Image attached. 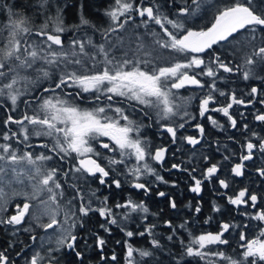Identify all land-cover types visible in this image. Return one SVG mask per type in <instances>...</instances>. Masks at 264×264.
Wrapping results in <instances>:
<instances>
[{
  "label": "snow or ice",
  "instance_id": "obj_1",
  "mask_svg": "<svg viewBox=\"0 0 264 264\" xmlns=\"http://www.w3.org/2000/svg\"><path fill=\"white\" fill-rule=\"evenodd\" d=\"M167 2L176 8L175 13L163 11V5L158 0H150L147 4L144 0L139 2L114 0V4L104 12L110 21L109 27L102 30L104 40H109V34L125 29L128 23H135V17L138 16L142 18L138 27L146 30L145 34L152 38L154 46L184 57L167 66L159 67L153 63L154 58H149L151 53L148 52H145L144 59L139 57L129 59L127 53L122 57H116L113 49L122 46L123 37H120L119 45L103 42L96 44L92 37L85 33L84 37L74 38L65 46L62 39V35L67 31L63 16L64 7L58 3L54 4L52 0H28L19 11L13 10L14 5H0L7 8L8 12L7 22L0 27V106H3L5 101L9 102L11 108L7 111L13 113L17 109L18 101L35 91L33 86L40 80L51 82L49 87L43 89L44 94L34 97L37 107L32 109L31 114L26 111L19 118L8 114L3 120L6 131L0 133V224L21 226L27 217L32 216L37 221V227L45 230L54 226L60 227L61 234L55 240L57 247L48 248L46 264H60L54 253H58L62 248L74 255L77 264H84L85 254L78 247L81 238L74 230L77 227H85L86 218H90L92 214H98L104 220V223L100 224L103 232L110 235V226L116 225L124 234V240L116 241L117 244L123 245L124 264H147L143 258L152 257L154 251L162 249L163 245L155 233L157 224L149 222L148 219L149 216L158 214L151 213L144 200L134 199L131 192L122 201L118 200L113 204L110 203L108 196L100 198L94 190L85 193L78 183H73L70 187L74 190V196L68 201V204L72 205L70 215L65 213L64 221L62 223L58 221L56 218L57 210L60 209L58 201L65 195L57 178L61 170L45 168V162L52 160L53 155H46L43 152L37 155L27 150L33 147L29 143L31 136L48 138V142H42L39 146L59 156L61 160L75 154L76 164L70 171L79 174L77 181L82 176L92 178L98 176L100 185H106L110 189L114 186L123 191L127 183L130 189L142 191L147 196L152 191V182L147 177H153L154 181L160 184H169L151 163L163 166L168 148L159 146L152 150L149 138L143 135L145 125L134 120L127 111L135 110L132 102L143 106L141 111L145 108L155 110L156 123L161 133H166L173 143L178 139L179 130L185 128L187 120L195 119L185 110L192 97H178L174 90L189 85L206 89L199 98V116L205 117L209 112L222 113L232 128L238 125V121L230 112L234 105H253L257 100L264 105V93L255 85L251 87L247 98H239L235 92L225 93L217 87V81L223 79L219 75L220 70L224 73L242 71L245 81L253 78L264 79L256 74L257 66L264 67V36H261L260 45H255L257 32L264 33V7L261 6L264 0H260L259 3L257 0H233L218 7L210 24L200 28L188 25L198 18L203 0H191L195 7L188 5L187 2L177 7L176 0ZM40 16L44 17V21L37 27L33 18ZM152 25L158 26L159 31ZM72 27L77 30L84 27L97 30L82 11L79 24ZM241 32L250 35H246L241 41L237 39ZM33 36L41 39L34 41L31 39ZM135 38L138 41L137 50L144 49L143 36L137 34ZM233 40L236 41L234 47L250 46L252 49L251 54L243 59L241 65L233 68L230 66L232 62H226L219 52H214L208 60L204 58L214 46L227 44ZM89 48L92 49L91 53L88 51ZM89 60L92 62L91 69L87 67ZM197 69L200 71L197 72ZM29 72H35L36 78L33 79ZM57 73L58 79L55 78ZM198 77L211 78V82ZM65 88L77 91L64 92ZM217 92L221 97L227 96L228 102L211 108V104L217 103ZM83 94L90 96L89 102L94 104V107L81 108L72 99L74 95L83 100ZM117 97L128 102L127 108L114 103ZM23 102L26 106L33 103L30 100ZM144 115L149 114L144 112ZM177 116L185 122L177 123L175 120ZM207 119L214 127H222L213 116L207 115ZM254 120L264 122V110L255 114ZM13 124L19 126L18 132L11 130L10 125ZM195 127L203 136L204 127L201 124H196ZM243 127L247 131L249 125L245 123ZM252 136L258 137V133L252 132ZM103 138H107V141ZM183 139L194 146L200 142L197 137L190 135ZM13 140L16 144H23L25 150L21 151L15 147ZM257 147L264 153V138L259 139L258 146L251 139L242 145L246 154H242L240 162L233 165L231 171L235 176L243 175L244 162L253 158V150ZM98 149H103L108 154L105 155ZM203 159L209 161L207 156ZM171 170L187 172L192 181L189 190L199 194L202 191L203 180L214 177L219 166L211 163L202 174L203 179L195 175V168L190 170L183 167L182 163L171 164V169L167 171ZM257 171L264 176V168ZM67 175L68 173H65V176ZM112 176L116 178L111 179L109 183L108 180ZM25 178L31 192L24 187L19 191L13 190V197L21 196L24 202L22 205L17 203L14 214L4 218L3 214L8 212L10 203L5 199L4 186L11 187L13 182L24 186ZM171 183L172 186H176L175 181ZM219 184L224 189L229 188V183L224 179L219 180ZM41 193L47 194V200H41L40 204L48 206L50 202L51 205H55V208L43 213L50 216L49 223L40 222V217L32 211L31 202ZM156 195L167 198L169 207L177 209L176 201L170 198L168 193L158 191ZM76 200L79 201L78 207L73 204ZM258 201H264V197L258 196L248 188L240 189L228 197V203L231 205H250L254 212L245 211L243 215L249 220L264 224V207H261ZM195 211L199 213L200 206H197ZM213 211H219L215 204ZM136 216H139L140 225L135 230L129 229L127 224ZM208 222L204 221L205 224ZM163 223L171 230L167 236L168 241H172L180 230L188 231L190 237L188 243L185 245L181 240L184 254L187 256L201 259L210 257L209 264H217V261L220 264H264V227L259 228L257 236L253 239H248L245 231H239V239L242 242L240 248L243 251L241 258L236 259L224 250L210 252L207 249L209 246L228 245L229 240L225 239V235L230 230L238 228V225L221 222L219 231H205L193 235L189 230L188 220L179 225L174 224L172 220H165ZM249 227L251 225H244V228ZM24 231L29 232L31 229L25 228ZM89 235L94 239V248L101 253L100 259L105 260L106 257L102 253L108 241L99 232L90 231ZM145 235L150 238L151 248L135 247L134 238ZM31 239L35 242L36 236L32 235ZM85 246H88L87 240ZM14 247L15 244H9V248ZM23 252L22 248L16 256L20 257ZM137 255L140 260L135 259ZM44 260L45 257L38 250L26 260V264H42ZM111 260H117L115 253ZM0 264H15L7 249L0 251Z\"/></svg>",
  "mask_w": 264,
  "mask_h": 264
},
{
  "label": "trees",
  "instance_id": "obj_2",
  "mask_svg": "<svg viewBox=\"0 0 264 264\" xmlns=\"http://www.w3.org/2000/svg\"><path fill=\"white\" fill-rule=\"evenodd\" d=\"M113 1L114 0H52L54 4L58 3L60 6L64 7L63 16H64V23L67 28V31L62 35V39L67 40V41L70 39L72 40L74 38L79 39V38L84 37L85 33L88 36H91L94 42L100 39L101 37H103L102 33L99 31H102L103 28L106 29L107 26H105L102 23V17L104 16L105 10L113 3ZM188 1H191V0H176V5L177 7L183 6L185 2L189 4L190 2ZM137 2H139V0H137ZM149 2L150 0L144 3L147 4ZM158 2H161V5L164 4L162 8L163 11L171 12V13L176 12V8L171 7V4L167 2V0H160V1L158 0ZM27 3H28V0H0V5H7V6L14 5L15 6L13 8L14 11L21 10V7ZM81 5H83V9H81ZM81 11L83 15L86 18H88L93 25L96 26L97 30H94L90 27H84V28L77 30L72 27L76 24H79V18H80ZM29 14H32V13L30 12ZM7 16H8L7 8L0 7V27H2L7 22ZM36 18L38 19V22L42 21L41 19L42 16L36 17ZM198 18L195 19L193 23L192 22L189 23L190 25L188 26H191V27L194 26V28H200L208 24V21L206 22L204 20H202V23L199 24ZM141 19L142 18L138 16L135 17V23H133V26H135V29L138 28V30L134 32H136L137 34H141L143 36V40L145 39L148 43H151L152 38L145 34L146 30L143 27H138ZM152 27L156 28V30L159 31L158 26L152 25ZM97 33H99V36L96 37L95 35ZM117 33L109 34V37H112L116 35ZM242 34L243 32L239 35V37L242 36ZM69 35H75L77 37H73ZM127 37H129V35ZM33 38L39 39L40 37L33 36ZM149 50H151L149 51V53L154 55V57L159 56L160 53L162 54V50H156L155 48L153 49L149 48ZM178 57L180 58L181 56H178ZM221 72L223 71L221 70ZM204 81H207V80H204ZM49 83L51 82L50 81L40 82L34 85V88L36 90L33 91L32 94L28 96V98H31L34 100V97H38L44 94L43 89L49 87L50 85ZM185 88L186 90L190 89L191 91H193V94L196 93V91H194L195 88H197L196 86L189 85L188 87L186 86ZM63 91L67 92L68 89H63ZM70 92L74 93L75 90L70 91ZM205 92H206V89L203 90V94ZM195 95H199L200 97H202V95L200 94H195ZM83 97H84L83 100H81L79 98H76L73 95L72 99H74L75 102L79 105L82 104V105L89 106V104L91 103H87L85 101L89 102L90 98L84 95ZM127 103H128L127 101H118L115 104H118L119 106L127 108ZM6 104L8 103L5 101L4 105ZM134 108H135V105H134ZM198 108L199 107H197V109ZM4 109H5V106H4ZM4 109H3V106H0V133H3L4 131H6L3 125V120L6 119L8 114H12L15 118H19L26 112L25 110V112H20L19 114L16 112L9 113L7 110H4ZM142 117H140V119L142 120V124H144L145 121ZM216 117L222 118L221 116H216ZM219 118H218V124L222 125L223 127L227 121H223V120L220 121ZM200 123L204 127L205 131H204L203 137L201 138L198 146L202 147V144H203L205 153H203L202 155L200 152H196L200 147L186 144L188 148L190 149V151L188 152V155L191 154L190 155L191 157L184 155L183 157L179 159V161L181 160L188 161V162H181L182 166L190 170L192 168H195L196 169L195 175L198 178L203 179L202 174L205 172L206 167H209L211 163H215V158L213 155L214 150L216 149L222 150V151L227 150V149L230 150L229 148H232V147L228 143L229 137L223 136L225 134L230 135L229 126H225L224 128L220 127L222 129L221 131L223 134H219V131L214 129L213 125L205 118H201ZM14 127H15L14 124L10 125V128L12 131L16 130V132H18L19 126L16 125V129ZM155 127H157V125ZM159 134L160 132L157 131L156 134L154 135L153 134L147 135L152 146L157 145L158 142H161ZM163 135L165 137L167 136L166 133H163ZM220 136H223V137H220ZM244 137L250 138L252 137V135H249V136L246 135ZM222 146H224V148H222ZM204 156L209 157V161L202 160ZM260 156L261 157L259 158L258 156L253 157L251 160H248L244 163L242 177L231 176L229 175V172H228L230 161H235L238 159V157H235L236 159L231 158L230 161H227L225 158L221 159L220 163H216L218 164L220 168L219 173L216 176L212 177L211 179L203 180L202 191L199 194L192 193L189 190L190 185L192 184V181L187 172L173 170L170 176H166L167 179H172L171 181H175L176 186H172L171 184L169 191L170 192L175 191V195L173 199L177 203V209L171 210L170 207H168L169 206L168 200L166 198L157 200V198H154V197L151 198L148 195L146 196L145 203L148 206L150 212L158 214L157 216H149L148 219H149V222L157 224L155 233L157 235V238L161 240V244L163 245V247L162 249L155 250L152 257H146V258H143V260L147 261V264H177V261H179V264H209L210 259H211L210 257L206 259H201L199 257H194V256L190 257L184 254V247L181 244V240H183L185 245L188 243L190 237H189L187 230H180V232L177 234V236L172 241H168L167 236L170 234L171 230L164 225L163 222L165 220H172L173 223L176 225H179L184 220H188L189 225H190L189 230L192 231L193 235H198L199 233L205 232V231L219 230V224L222 221L230 223V224L238 225L239 226L238 228L230 230L225 235V239L229 240L228 245H222L219 247L209 246V249L207 250L210 252L224 250L227 252L228 255H231L236 259L241 258V253L243 250L240 248V244L242 242L239 239V231H245L247 234V238L253 239L257 236L259 232V228L264 227V224H261L260 222L255 221V220H249L247 216L242 214L245 211L249 213L254 212L253 209L250 210V208L248 207L249 205H246L244 207L231 205L228 203V197L232 196V193L234 194V192L239 188H248L250 189L251 192L257 193L258 196L264 197V176L262 178V176H260V174L257 171V169L264 168V162H263L264 155H260ZM261 164L262 166H260ZM122 170L123 169H121V171ZM218 176H221L222 178L226 179V181L229 183V188L224 189L220 186ZM114 178L116 177L115 176L110 177L108 182L111 183V179H114ZM121 179H123V177H121ZM89 182H90V185H93V188L91 187L90 190L96 191L97 196L100 198H103L104 196H108L110 198V203H113V204L117 202L118 200L122 201L130 192L132 193L133 198L136 200H141V197L143 195L142 191L137 192L135 190L130 189L127 183H125L123 191L116 189L114 186L110 189L106 185H100L98 176L96 178L89 177ZM73 191H72V194L74 196ZM153 191L156 192V190H153ZM221 192L223 194H221ZM67 197H68V201L71 200L70 194H68ZM5 198H7V196H5ZM17 202L19 203L20 201L17 200ZM77 202L73 201V204L76 205V207L78 205ZM13 204H15V202L14 203L10 202V204L8 205V208H9L8 211H11V210L13 211L15 209L14 206L16 205H13ZM59 204H61V201L59 202ZM214 204L216 205V207L219 208V211H213ZM258 204H260L261 207H264V201H258ZM197 206H200L201 208V211L199 213H196L195 211ZM12 213L5 215L4 218L12 215ZM92 216L94 217L92 218ZM92 216H90V218H86L87 220H86L84 228L77 227L74 230L76 235L81 238L78 241V247L85 254L84 264H124L125 254H124L123 245L116 243V241L118 240L122 241L125 239L124 234L120 231V228L116 225L110 226L111 227L110 235L108 233L103 232V230L100 229L99 227L101 223H104V220L100 218L98 214H92ZM97 216L99 219L97 218ZM244 219H246L247 221L246 223L244 222ZM205 220H208L209 222L205 224L204 223ZM245 224H249L251 225V227L244 228ZM139 225H140V219H139V216H136L134 217L132 222H129L127 224V227L129 229L135 230L137 229ZM15 227L17 226L0 224V251L7 249L11 258L15 262L18 261V264H26V260L31 257V252L34 251L33 250L34 247L31 249V244H32L31 237L32 235H35L33 234V232L36 233V235H38L41 233L43 228L33 227L34 229L32 232L30 231L25 232L24 231L25 227H20L19 230L14 229ZM140 230H142V227L140 228ZM90 231L91 232L100 231L99 234L101 236H104L105 239L108 241L107 245L104 248V252L102 253L106 257L105 260L100 259V255H101L100 251L94 248V239L90 237L89 235ZM149 239L150 238L147 235H145L144 237H136L134 238V246L138 248L150 249L151 245L149 244ZM85 240H87V245H88L87 247L85 246ZM9 244H15V247L9 248ZM22 248L24 249V252L21 254L20 257H17L16 253L20 252ZM113 253H115L117 256V260L115 261L111 260V256L113 255ZM54 254L60 260V264H77L74 255L64 248H62L58 253H54ZM41 255L43 256L42 253ZM44 257L46 258L47 254H45ZM135 259L140 260L141 258L137 255L135 256ZM45 261H47V259H45L42 262V264H44ZM217 264H220V262L217 261Z\"/></svg>",
  "mask_w": 264,
  "mask_h": 264
},
{
  "label": "rangeland",
  "instance_id": "obj_3",
  "mask_svg": "<svg viewBox=\"0 0 264 264\" xmlns=\"http://www.w3.org/2000/svg\"><path fill=\"white\" fill-rule=\"evenodd\" d=\"M144 1L146 2L148 0H144ZM227 1L231 3L233 0L232 1L231 0H227ZM220 2H221V4H218ZM224 2H226V0L225 1L224 0H203V5L201 7V11L198 14V16H199L198 19H201L202 18V20H204L206 22L210 20L208 22V23H210L211 20L214 17L213 14H215V12L217 10V7L218 6L220 7V5L223 6L225 4ZM257 2L259 3L260 0H257ZM159 3L161 4V2H159ZM113 4H114V1H113V3L111 5H113ZM226 4H228V3H226ZM162 5H164V4H162ZM188 5L195 7V5H192L191 4V1H190V3ZM261 6L264 7V4H262ZM214 7H216V8H214ZM211 10L214 11V13L213 12L211 13ZM208 12L210 14H208ZM29 15H31V14H29ZM200 16H201V18H200ZM41 19H42V21L38 22V19L36 17L33 18V22H34V24L37 27L41 23H43L44 17L42 16ZM202 20H199L200 23H202ZM102 23L105 26H107V28L110 25V21H109V19L105 15L102 17ZM103 30H105V28H103ZM136 30H138V28L135 29V26H133V23H128L126 25L125 29L119 31L116 35H114L112 37H109V40L106 41V40H104L103 37H101L100 39H98L95 42H96V44H100V43L103 42V43H106V44L112 43V44L119 45V39H120V37H123V44H122V46H118L115 49H113V54L116 57H122L125 53H127V58H129V59H134L136 57H139L141 59H144L145 58V52H148L149 53V51H151V50H149V48L150 49L155 48L156 50H162L158 46H154L153 45V41L151 43H148L144 39L145 41L143 40V43H144L145 47H144V49H141L140 51H138L137 50L138 49V41L135 38L136 35H137V33L134 32ZM99 32L102 33V31H99ZM258 34L259 35H258V37H256V40H255L256 41L255 42V45L256 46H259L260 45L261 36H264V34H262L260 32H258ZM128 35H129V37H127ZM243 35H244V38H245L246 35H250V34L243 33ZM69 36L77 37L75 35H69ZM95 36L96 37L99 36V33H97ZM31 39L34 40V41H39L41 38H39V39H36L35 38L34 39L32 37ZM63 41H64L65 46H68L69 43H70V41H71V39L68 40V41L67 40H63ZM235 44H236V41H234V40L233 41H230L229 43H227L228 53H230V51H231L230 56L233 57V58H235L237 60L238 65H241L242 62H243V59L246 58L247 55L251 54V50L252 49H251V47L249 48V46H245V48H242V47L239 48L238 46L237 47H234ZM246 49L247 50L250 49V50L247 51ZM88 51L91 53L92 49L89 48ZM162 54H163V56H162ZM162 54L160 53V55L159 56H156V57H154V55L151 54V57H149V58H154L153 59V63L157 67H159V66H167L169 63L174 62L176 59H181V60L184 59L183 56H181L179 58L177 54H175V53L173 54V52H171L170 50H162ZM100 59H102V57ZM87 67L89 69H91V67H92V62L90 60L87 63ZM196 71L198 72V71H200V69H197ZM238 73L236 74V73L233 72V73H231L230 77H226V76H224L223 72H221V70H220L219 75L221 77H223V79H219L217 81V87L220 90H222V91H224L225 93H228V94H231L232 92H235L236 94H239L237 91L238 90H241L242 88L249 89L248 92H247V93H249V91L251 89L250 84H249L248 87H246L244 85V81L242 79L243 78L242 71H238ZM256 74L258 76H260L261 78H264V67L257 66V68H256ZM29 75H31L33 79L36 78V73L35 72H29ZM58 77H59V73L56 74V77L55 78L58 79ZM198 78H201L202 80H207L209 83L211 82V78H208V77H198ZM252 80H255V79L253 78V79H250V80H247V81H248V83H250V82H252ZM40 82H48V81L40 80L38 83H40ZM65 89H68L67 92L74 91V90L77 91L76 89H73V90H71L70 88H65ZM203 90L204 89L195 88L194 91H196L195 94L202 95L203 94ZM174 91L176 92V95L178 97H192L193 95H195V94H193V91H191L190 89L186 90V88H182V89L174 90ZM31 94H32V92H31ZM83 95L86 96V97H88V98H90V96L88 94H83ZM28 96H30V95H25L24 97L21 98L20 101H18L17 109L15 111L16 113L19 114L20 112H25V110H26L29 114H31L32 109H34V108L37 107V105L35 104L34 100L31 99V98H28ZM216 96L221 98V96H219V93L218 92L216 93ZM38 97H40V96H38ZM223 98H225V97H223ZM24 100H30V101H33V103L30 106H26L25 103L23 102ZM118 101H123V100L121 98H119V97L115 98L114 102L117 103ZM198 101L195 103V102H193V98H192L191 99V102L187 105V107L185 109L187 112L190 113V117L191 116H194L195 119L189 118L187 120V122L185 124V128H183L184 131L186 130V131L193 132L195 130V128H196L195 125L196 124H201V123H198L200 121V119L202 118V117L199 116V108L197 109V107H199V102ZM85 102L90 103L88 101H85ZM104 102H106V100ZM177 102L179 103L180 101L178 100ZM7 103L8 104L3 105V109H4V106H5V109L4 110H7V109H10L11 108L10 103L9 102H7ZM193 103H195V106H192ZM132 104L135 105V108H134L135 110L128 109V113L131 115V117L134 120H137V121H139V122L142 123V120L140 119V117H142L144 115V112H147L149 114L148 116H143L142 117L144 119V121H145V123H144L145 127L143 129V135L147 137L148 134H153V135L156 134L157 130H156V127L155 126L157 125V123H156L157 117L155 115V110H153V109H146L145 108V109H143V111H141V108H143V106L137 105V104H135V102H132ZM79 106L81 108H91V107H94L95 105L91 103V104H89V106L82 105V104L79 105ZM215 107H217V105H212L211 104V108H215ZM235 107H237V106H235ZM207 115L213 116L214 119H216L218 121V118L216 117V115L214 114V112H213V114H212V112H209V113H207ZM205 119H207V117H205ZM175 120H176L177 123H183V122H185L184 120H181V118L179 116L175 117ZM148 125H151V127H148ZM14 128L16 129V125H15ZM216 130H218V129H216ZM262 133H263V131L261 132V134ZM193 134H195L196 136H199L200 135L199 134V131H198L197 134L196 133H193ZM21 139H22V137H21ZM103 139L105 141H107V138H103ZM249 139H252V138H249ZM42 142H48V138L31 136L29 143L31 145H33V147H31L30 149H27V150L32 151L34 154H37V155L40 154V153H42V152L44 154H46V155H53V159L52 160L45 162V165H44L45 168L46 169L47 168H57V169H60L61 170L59 172L57 178H58V180L62 184V187H63V190H64L65 195L58 201V203L61 201V204H60V209L57 210L56 218H57L58 221H60L62 223L64 221V219H65V213H68L70 215V209L72 208V205L71 206L68 205V197H67V195L70 194L71 200L73 198V194H72L73 189L70 187V185L73 184V183H78V186L83 191L85 190L84 191L85 193H88L89 190H90V188L91 187L93 188V185H90L89 177H86V176L80 177L79 180L77 181V177H78L79 174H76V173L70 171V169L72 168V166L76 164L75 154H72L71 157H67L64 160H61L59 156H56L55 154L50 153L47 149H44V148L40 147L39 145ZM12 143H13V145L15 147H18L21 151L25 150L23 144H16L15 141H12ZM223 147L224 146H222V148ZM98 150L104 152L105 155L108 154L103 149H98ZM196 152H200L203 155V153H205L204 145L202 144L201 150L199 148ZM190 155L191 154H189L187 156L191 157ZM259 157H261V156L259 155ZM226 160L227 161H230L231 158H228ZM220 161H221V159L220 160L215 159V163H220ZM231 162L232 161H230V163ZM151 163L154 165L153 162H151ZM121 169H123L122 166H121ZM65 173H68V175L65 176ZM147 178H149V177H147ZM152 179H154V178L152 177ZM21 187H24L25 190L31 192V187L27 185L26 178H25L24 186L18 185L15 182H13V184L11 185V187L5 185L4 186V192H5V196H7V198H5V199H7L8 201L13 202V203L15 202V204H13V205H16L18 203L17 200H19L20 201L19 203L22 205L23 202H24V198L21 197V196L13 197V195H12L13 190L19 191L21 189ZM237 190L235 191V193L237 192ZM41 200H45V201L47 200V194L46 193H41L40 196H38L35 201H32L31 202L33 204L32 211H33V213L35 215H38L40 217V222H42V223H49L50 222V216L49 215H44L43 213L46 212V211H49L51 208H55V205H51L50 202H49V205L48 206L42 205V204H40V201ZM77 201L78 200H76V202ZM77 204L79 205V201L77 202ZM78 205H77V207H78ZM13 211L15 212V209ZM13 211L11 210V211H8L6 214H3L4 217H5V215L11 214ZM14 212L12 214H14ZM244 222L245 223L247 222L246 219H244ZM36 223H37V221H35L32 216H29V217L26 218V221L21 226H17L14 229H18L19 230L20 227H25V228H30L31 229L30 232H32L33 229H34L33 227L42 228V227H37L36 226ZM216 231H218V230H216ZM33 234H35L36 240H35V242L31 241V243L34 244V245L31 244V249L34 247V249H33L34 251L31 252V255H33L34 252H36V251L39 250L43 254V256H45V254H47V251H48V248L49 247H51L53 249L56 248L55 240L61 234V230H60V227L54 226L52 229H48V230L43 229L41 231V233L38 234V235H36V233H34V232H33ZM42 242H43V248H41ZM45 259H47V257Z\"/></svg>",
  "mask_w": 264,
  "mask_h": 264
},
{
  "label": "flooded vegetation",
  "instance_id": "obj_4",
  "mask_svg": "<svg viewBox=\"0 0 264 264\" xmlns=\"http://www.w3.org/2000/svg\"><path fill=\"white\" fill-rule=\"evenodd\" d=\"M207 25H209V23L207 24ZM259 32V31H258ZM258 32H257V34H256V37H258ZM242 33V32H241ZM244 33V32H243ZM264 34V33H263ZM243 35V34H242ZM237 39H239V40H241V41H243L244 40V35L242 36V37H237ZM256 42V41H255ZM222 46H220V45H216V46H214V49L213 50H209L208 51V53L205 55V57L204 58H206V60H208V59H210L211 58V56L214 54V52H219L220 54H221V57L223 58V59H225L226 60V62L227 61H231L232 63H231V65L230 66H232L233 68H235L237 65H238V62H237V60L235 59V58H233V57H231L230 56V54H231V51H230V53H228V46H227V44H221ZM223 45H225V46H223ZM218 47V48H217ZM239 48L240 47H242V48H245V46H238ZM219 49V50H218ZM222 50V52H221V50ZM211 51V53H209ZM208 56V57H207ZM230 56V57H229ZM234 73H238V71H234ZM223 74H224V76H226V77H230V75H231V73H224L223 72ZM239 74V73H238ZM240 75V74H239ZM241 78V77H240ZM243 79V78H242ZM243 81H244V85L246 86V87H248L249 86V84H250V86L252 87V86H257L258 88H260L261 89V92L262 93H264V79H255V80H252V82H250V83H248V81H245L244 79H243ZM188 87V86H187ZM248 90L249 89H247V88H242L241 90H238L237 92L239 93V94H237V96L239 97V98H247V92H248ZM249 93H250V91H249ZM192 98H193V102H197L198 100H199V98H200V96L199 95H193L192 96ZM199 102V101H198ZM228 102V99H227V96H225V98H223V97H217V103H213L212 105H217V106H219V105H224V104H226ZM195 103H193L192 104V106H195ZM235 106H237V107H235ZM210 107H211V105H210ZM262 110H264V105H261L259 102H258V100L257 101H255L254 102V104L253 105H248V106H245V105H234L233 106V108L232 109H230V112H231V114L233 115V117L238 121V125H237V127L236 128H232L231 127V125H230V123H229V121H228V119H227V117H225V116H223V114L222 113H218V112H214V114L216 115V116H221L222 118H219V120L220 121H227L225 124H224V126L222 127V128H224L225 126H229V133H230V135L229 134H225V135H223V136H228L229 138H228V143H229V145L232 147V148H229L230 150H217L216 148V150H214V152H213V155H214V158L215 159H224L225 157H228V158H235V157H238V159L237 160H235V161H232L229 165V170H228V172H229V175H231V176H235L233 173H232V171H231V169H232V167H233V165L234 164H236V163H239L240 162V156L242 155V154H246V150L244 149V148H242V145H244L246 142H247V140H249V137H244V136H246V135H252V132H256V133H258V137H250V138H252L251 139V141L254 143V144H256L257 146H258V144H259V139H261V138H264V122H258V121H255L254 120V115L255 114H257L259 111H262ZM241 113H243L244 115H241ZM212 114H213V112H212ZM205 117H207V114H206V116ZM205 117H202V118H205ZM207 120V119H206ZM198 123H200V121L198 122ZM245 123H247L248 125H249V128H248V130L246 131L245 129H244V124ZM218 125H220V124H218ZM214 127V126H213ZM220 126H215L214 127V129H218L217 131H219V134H223L222 133V129L220 128ZM156 130L157 131H159L160 132V134H159V136H160V141L161 142H158V144L157 145H154V146H152V150L154 151L155 150V148L156 147H159V146H165V147H167L168 148V152H167V154H166V158H165V161H164V163H163V166H161V165H158V164H155V162H153L154 163V167H156L157 168V170L158 171H160V174L162 175V176H164L165 177V179L166 180H168L169 181V184H160V183H157V182H155L154 181V179H152V177H149V178H147L148 180H150L151 182H152V191L150 192V194H148V196H150L151 198L152 197H154V198H157V200H161V199H164V198H161V197H158L157 195H155L158 191H165L166 193H168V196L170 197V198H174V195H175V191L174 192H170L169 191V189H170V185L172 184L171 182V180L172 179H167L166 178V176H170L171 175V172L173 171V170H171V171H167L168 169H171V164H173V163H181V162H188V161H185V160H181V161H179V159L181 158V157H183L184 155L185 156H187L188 155V152L190 151V149L188 148V146L186 145V144H188L187 143V141L186 140H184L183 139V137H185V136H194V137H197L199 140H201V134L199 135V136H196L195 134H193V133H198V130L195 128V130L193 131V132H190V131H184L183 129H180L179 130V133H178V139H177V141L175 142V143H173L172 142V140H171V138L167 135L166 137L161 133V131H160V129H159V127L157 126L156 127ZM263 131V133L261 134V132ZM216 131V132H217ZM218 134V135H219ZM223 136H220V137H223ZM238 139H239V141H238ZM200 143V142H199ZM198 143V144H199ZM198 144L197 145H195L196 147H200V146H198ZM190 145V144H189ZM192 146H194V145H192ZM201 148V147H200ZM224 148V147H223ZM230 151V152H229ZM259 155H264V153H261L260 151H259V148L257 147L256 149H254L253 150V157H256V156H258V158H259ZM236 159V158H235ZM202 160H204L203 158H202ZM201 160V161H202ZM246 162V161H245ZM244 162V163H245ZM207 169V168H206ZM219 170H220V168H219ZM219 170H218V172H217V174L219 173ZM206 171V170H205ZM216 174V175H217ZM215 175V176H216ZM243 175H241V176H236V177H242ZM218 178H219V180H221V179H224V178H222L221 176H218ZM224 180H226V179H224ZM240 189H243V188H239L238 189V191L240 190ZM153 190H156V192H154ZM237 191V192H238ZM155 193V194H154ZM171 193V194H170ZM155 195V196H154ZM167 199V198H166ZM141 200H144V202H146L145 200H146V195L143 193V195H142V197H141ZM168 200V199H167ZM244 206H246V205H241V207H244ZM169 207V206H168ZM250 209H252L251 207H250V205L248 206ZM171 209V208H170ZM172 210V209H171ZM219 231V230H218ZM213 232H216V231H213ZM202 233V232H201ZM200 234V233H199ZM46 262L47 261H45V263L44 264H46ZM15 264H18V261H16L15 262Z\"/></svg>",
  "mask_w": 264,
  "mask_h": 264
},
{
  "label": "bare ground",
  "instance_id": "obj_5",
  "mask_svg": "<svg viewBox=\"0 0 264 264\" xmlns=\"http://www.w3.org/2000/svg\"><path fill=\"white\" fill-rule=\"evenodd\" d=\"M224 1H225V0H224ZM231 1H232V0H231ZM144 2H145V1H144ZM188 2H190V1H188ZM206 2H207V1H206ZM232 2H233V1H232ZM224 3L226 4V3H230V2H227V0H226V2H224ZM184 4H185V3H184ZM218 4H221V2L218 3ZM202 5H203V4H202ZM220 6H221V5H220ZM192 7H193V6H192ZM218 7H219V6H218ZM218 7H217V8H218ZM214 8H216V7H214ZM211 9H212V8H211ZM209 11H210V10H209ZM212 12L214 13V11L211 10V13H212ZM204 13H205V12H204ZM208 14H210V13L208 12ZM204 15H205V14H204ZM211 15H212V14H211ZM211 15H210V16H211ZM213 15H214V14H213ZM208 17H209V16H208ZM200 18H201V16H200ZM210 18H211V17H210ZM199 20H202V18L199 19ZM206 20H207V19H206ZM197 21H198V20H197ZM198 22H199V24H200V21H198ZM203 22H204V21H203ZM208 22H209V21H208ZM196 23H197V22H196ZM206 24H207V23H206ZM209 24H210V23H209ZM189 25H190V24H189ZM192 25H193V24H192ZM193 27H194V26H193ZM196 27H197V26H196ZM240 37H241V36H240ZM220 46H222V45H220ZM223 46H225V45H223ZM217 48H218V47H217ZM249 48H250V46H249ZM218 50H219V49H218ZM220 50H221V49H220ZM246 50H247V49H246ZM249 50H250V49H249ZM249 50H247V51H249ZM247 51H246V52H247ZM221 52H222V50H221ZM209 53H211V51H210ZM248 53H249V52H248ZM173 54H174V53H173ZM207 57H208V56H207ZM263 162H264V159H263ZM258 165H259V164H258ZM260 166H262V164H261ZM260 176H261V175H260ZM262 178H263V176H262ZM230 183H231V182H230ZM230 187H231V185H230ZM235 187H236V186H235ZM232 191H233V190H232ZM232 191H231V192H232ZM237 191H238V190H237ZM222 192H223V191H222ZM222 192H221V194L224 193V192H223V193H222ZM234 193H235V192H234ZM232 195H233V193H232ZM224 198H225V196H224ZM226 200H227V199H226ZM226 203H227V202H226ZM226 203H225V204H226ZM243 210H244V209H243ZM250 210H251V209H250ZM228 211H229V210H228ZM231 212H232V211H231ZM231 212H230V213H231ZM235 212H236V211H235ZM227 213H228V212H227ZM231 214H232V213H231ZM242 214H243V213H242ZM91 216H92V215H91ZM93 217H94V216H92V218H93ZM231 217H232V216H231ZM97 218H98V216H97ZM234 218H235V217H234ZM98 219H99V218H98ZM86 220H87V219H86ZM96 220H97V219H96ZM101 221H102V220H101ZM97 222H98V221H97ZM97 225H98V224H97ZM97 227H98V226H97ZM217 227H218V226H217ZM83 228H84V227H83ZM87 228H88V227H87ZM89 228H90V227H89ZM91 228H92V226H91ZM99 228H100V227H99ZM215 228H216V227H215ZM93 229H95V228H93ZM217 229H218V228H217ZM97 230H98V228H97ZM99 230H100V229H99ZM212 231H213V230H212ZM215 231H216V230H215ZM93 232H95V231H93ZM99 232H100V231H99ZM101 232H102V230H101ZM87 236H88V235H87ZM112 238H113V237H112ZM122 249H123V248H122Z\"/></svg>",
  "mask_w": 264,
  "mask_h": 264
},
{
  "label": "water",
  "instance_id": "obj_6",
  "mask_svg": "<svg viewBox=\"0 0 264 264\" xmlns=\"http://www.w3.org/2000/svg\"><path fill=\"white\" fill-rule=\"evenodd\" d=\"M210 232H212V231H210ZM199 235V234H198Z\"/></svg>",
  "mask_w": 264,
  "mask_h": 264
}]
</instances>
